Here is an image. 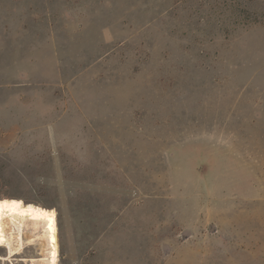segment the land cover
<instances>
[{"label":"rangeland","instance_id":"374dc122","mask_svg":"<svg viewBox=\"0 0 264 264\" xmlns=\"http://www.w3.org/2000/svg\"><path fill=\"white\" fill-rule=\"evenodd\" d=\"M41 222L57 264H264V0H0V239Z\"/></svg>","mask_w":264,"mask_h":264},{"label":"bare ground","instance_id":"6f19581e","mask_svg":"<svg viewBox=\"0 0 264 264\" xmlns=\"http://www.w3.org/2000/svg\"><path fill=\"white\" fill-rule=\"evenodd\" d=\"M37 224H42L44 225L45 231H46V236L48 237V241H49V247H50V257H49V263L50 264H57V259L54 256L53 253V231L54 228L51 224L46 223V222H41V223H36V224H29V223H23V224H18V225H11L9 228V232L8 234L10 235V238H6V239H0V246H9L11 245V241L13 240L14 236H15V232H16V227H22L23 229H28L29 227H33L34 225Z\"/></svg>","mask_w":264,"mask_h":264}]
</instances>
